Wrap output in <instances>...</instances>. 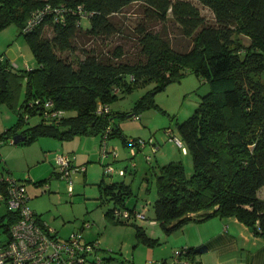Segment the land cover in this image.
Here are the masks:
<instances>
[{
    "label": "trees",
    "instance_id": "trees-1",
    "mask_svg": "<svg viewBox=\"0 0 264 264\" xmlns=\"http://www.w3.org/2000/svg\"><path fill=\"white\" fill-rule=\"evenodd\" d=\"M133 4L142 18L129 35L131 53L121 45L110 55L86 49L87 43L125 35L116 15ZM198 4L210 11L211 20ZM83 20L88 27L82 26ZM168 22L189 39L187 50L172 48ZM12 23L26 38L37 66L20 76L27 83L25 97L16 122L0 134V142L20 134L25 139L19 144L24 145L40 137L64 140L75 135H99L100 143H107L122 136L111 125L110 106L118 92L146 82H155L157 91L190 70L209 86L193 114L177 125L193 173L187 177L179 161L158 165L153 220L170 233L188 221L235 217L264 239V199L258 196L264 187V0H0V29ZM236 35L249 43L237 44ZM78 50L82 58H72ZM11 79V64L0 57V98H8ZM149 95L140 98L130 115L153 105ZM100 107L107 112L99 113ZM31 117L38 122L29 125ZM122 140L128 145L139 142L125 136ZM98 188L99 200L108 196L114 207L141 210L126 205L128 185L103 184L101 179ZM6 190L7 183L1 181L0 194L5 196ZM114 207L105 214L112 220ZM15 219L7 210L0 227L7 231ZM182 251L191 260L207 247Z\"/></svg>",
    "mask_w": 264,
    "mask_h": 264
},
{
    "label": "rangeland",
    "instance_id": "rangeland-1",
    "mask_svg": "<svg viewBox=\"0 0 264 264\" xmlns=\"http://www.w3.org/2000/svg\"><path fill=\"white\" fill-rule=\"evenodd\" d=\"M197 6L207 19L213 18L208 9L199 4ZM116 17L122 23L125 35L110 38L105 43H87L86 49L95 48L110 55L115 46L121 45L127 53L132 52L133 41L129 35L142 18L139 7L130 5ZM82 26L88 27V21L83 20ZM159 26L161 28V25ZM166 29L173 49H188L189 39L184 38L179 30L173 27V23L168 22ZM45 34L51 37V28L46 27ZM235 40L237 44L249 43V39L243 35H236ZM0 57L10 59L11 72L14 74V80H10L8 98H0L1 134L16 122L17 110L25 97L27 83L26 79L20 76L26 70L35 68L37 61L26 38L14 23L0 29ZM71 57L82 58V55L78 50ZM154 88L155 82H146L130 92L120 91L110 106L114 114L111 125L119 128L122 136L143 143L141 150L136 149L133 157L130 146L123 142L122 136L107 140L108 148L113 149L116 158L112 153L100 157L99 135H75L64 140L40 137L28 145L14 144L8 139L0 142V177L9 176L25 185L29 197L28 206L57 232V237L67 239L72 233H78L86 242L96 241L98 251L89 255L84 264H97V258L102 259V264H148L164 260L167 264H173L174 257L187 241L198 243L213 233L208 229V226L213 225L209 223L214 219L212 217L200 222L183 223V234L176 237L174 232H166L152 220L154 212L150 206L144 210L148 221L116 223L105 215L115 206V202L108 196L99 200L98 183L101 179L103 184L128 185L132 195L129 203L136 200L137 204H152L156 198L158 165L179 161L183 164L187 177L193 173L191 156L167 140V131H170L171 137L179 138L177 125L193 114L201 97L208 93L209 86L192 71L186 70L180 80L173 81L157 91H154ZM147 93L152 97L153 105L136 112V117L130 115L134 113L140 98ZM38 120V117H31L29 125L37 123ZM58 154L71 156L74 165L71 192L68 191L66 181L58 175ZM107 164L115 170L123 169L125 176L105 174L102 165ZM77 167L86 169L75 171ZM7 210L5 203L0 201V216ZM216 220H219V217H216ZM140 226L143 232L139 230ZM2 231L3 228L0 227V233ZM151 253L154 257H151ZM199 258L200 255H195L193 260L191 259L192 263L198 264Z\"/></svg>",
    "mask_w": 264,
    "mask_h": 264
},
{
    "label": "built area",
    "instance_id": "built-area-1",
    "mask_svg": "<svg viewBox=\"0 0 264 264\" xmlns=\"http://www.w3.org/2000/svg\"><path fill=\"white\" fill-rule=\"evenodd\" d=\"M40 18L36 21L39 22ZM32 24H28L31 27ZM99 113H106L107 108L100 107ZM167 131L169 142L175 143L185 153L186 149L179 138L171 137ZM12 141V140H11ZM143 143L139 140L137 144H131L130 152L134 156L138 147ZM100 153L107 155L112 153L117 155L113 149L107 147L105 140L100 143ZM148 159V158H147ZM58 175L66 181L68 191H72V162L68 155L58 154L56 156ZM79 170L84 171V168ZM75 168V171H79ZM104 173L111 176L117 174L124 176L123 169L115 170L111 165L104 166ZM7 183L6 195L0 194L7 209L16 215V219L9 226L7 231L0 233V264H84L88 261L89 255L98 251L97 243L86 242L78 233H72L67 239L57 237L54 229L38 219L37 214L28 206V194L23 183L6 176L0 177V182ZM112 217L116 221L129 224L136 221H148L144 210H128L125 208L114 207ZM155 222V221H154ZM153 223V222H152ZM102 259L96 260L99 264ZM148 264H167L164 262H150ZM173 264H193L192 260L184 256V251L180 250L174 257Z\"/></svg>",
    "mask_w": 264,
    "mask_h": 264
},
{
    "label": "crops",
    "instance_id": "crops-1",
    "mask_svg": "<svg viewBox=\"0 0 264 264\" xmlns=\"http://www.w3.org/2000/svg\"><path fill=\"white\" fill-rule=\"evenodd\" d=\"M7 59L10 63V59ZM77 169L79 170L80 168L77 167ZM85 169L84 167V171ZM258 196L264 199V187L260 189ZM129 199L130 198L126 201L128 207L142 210L149 209V206L152 208L151 203L137 204L136 200H134L133 203H129ZM213 218L214 219L209 222L210 224L213 223V225L208 226L209 231L213 233L208 238L198 243L187 241L185 244L183 243L184 245L182 246L183 248L197 247L200 245H205L207 247V251L200 255L199 261L197 262L198 264H264V239L255 235L252 230L235 217H219V220H216V216ZM40 220L43 222L41 218ZM155 223L159 224L157 221H155ZM181 227L182 226L171 232H174V235L178 237L183 234ZM82 229L83 226L81 230ZM152 256L154 257L153 253H151V257ZM193 258L191 259L193 260Z\"/></svg>",
    "mask_w": 264,
    "mask_h": 264
},
{
    "label": "water",
    "instance_id": "water-1",
    "mask_svg": "<svg viewBox=\"0 0 264 264\" xmlns=\"http://www.w3.org/2000/svg\"><path fill=\"white\" fill-rule=\"evenodd\" d=\"M25 139L24 136L20 135V134H17L13 137L12 139V143L14 144H19L21 141H23Z\"/></svg>",
    "mask_w": 264,
    "mask_h": 264
}]
</instances>
